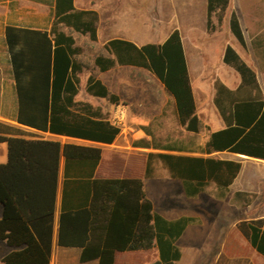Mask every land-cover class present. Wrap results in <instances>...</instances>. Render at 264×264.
I'll return each instance as SVG.
<instances>
[{
    "label": "trees",
    "instance_id": "16d2710c",
    "mask_svg": "<svg viewBox=\"0 0 264 264\" xmlns=\"http://www.w3.org/2000/svg\"><path fill=\"white\" fill-rule=\"evenodd\" d=\"M229 2L207 0L208 28L214 26L213 17L222 21ZM53 6L49 31L6 27L18 98L16 120L55 134L112 143L120 126L100 107L76 99L78 73L82 70L76 56L81 49L75 36L61 28L87 34L96 41L98 12L77 8L74 0H54ZM229 25L238 42L245 46L244 30L234 11ZM103 48L109 55L94 57V65L100 71L116 65L147 69L173 97L179 124L189 131L202 129L179 29L172 30L161 43L137 45L114 37ZM223 61L240 74L241 83L230 89L215 81L214 101L225 127L210 134L204 150H227L264 159V94L256 72L230 44L225 47ZM86 91L112 103L119 100L94 74L86 80ZM0 142H7L8 146V159L0 163V204L4 207L0 239L21 246L8 253L2 264H49L62 156L65 165L60 245L80 246V260L97 259L98 264H175L181 257L176 241L197 218L183 215L169 220L156 212L144 190L138 166H125L122 177L102 178L95 174L103 157L100 146L1 134ZM153 156L161 159L172 177L183 180L189 196L197 195L211 181L221 188L219 196L225 195L223 188L241 168V162L232 159L159 152L148 155L146 174L152 171ZM117 163L119 167L120 162ZM263 223V219L250 221L247 237L264 255Z\"/></svg>",
    "mask_w": 264,
    "mask_h": 264
},
{
    "label": "rangeland",
    "instance_id": "374dc122",
    "mask_svg": "<svg viewBox=\"0 0 264 264\" xmlns=\"http://www.w3.org/2000/svg\"><path fill=\"white\" fill-rule=\"evenodd\" d=\"M207 0H76L81 9H94L98 12V39L92 41L87 34L72 31L61 26L76 38L80 52L76 59L82 64L79 92L76 99L89 101L101 108L109 118H113L115 103L106 98L89 94L85 89V81L90 74L102 76L110 89L120 90L123 97L122 104L126 107H148L153 120L146 131L151 133L152 153H159V149L175 146L190 150L195 147L200 136L186 130L176 123L171 107L173 102L161 86L159 80L147 69L136 66L116 65L107 71H100L94 65V57L98 54L109 55L103 48V43L117 36H129L139 44L146 42H161L174 26L178 27L186 47L188 61L191 66V81L195 89L197 72H210L211 62L221 63L225 47L232 45L239 54L252 63L256 57L258 66L264 65V0H230L221 22L213 17V28L206 25ZM54 0H0V27L5 23L34 25L48 24L53 21ZM235 12L244 30L246 45L242 46L229 25V18ZM151 21V26L145 22ZM145 23V24H144ZM200 60L203 63H200ZM4 61L2 42H0V63ZM232 69L222 70L221 73L229 81ZM119 73L129 75V85L118 82ZM119 98V96H118ZM162 111V112H161ZM167 114L169 121L159 120L160 116ZM264 171V166H259ZM152 171L158 181L163 177L164 167L157 156L152 157ZM152 195L156 210L178 207L179 211L193 217L212 218L223 216V210L218 205L224 204L226 209L233 213L235 208L231 205L239 201L240 197L228 196L222 201L218 191L207 185L198 195L189 196L183 188L176 189L168 186L167 190L152 186ZM250 197L243 196V199ZM238 210V209H237ZM180 248L185 256L179 264H195V221L180 241ZM212 256L203 257L201 264H209Z\"/></svg>",
    "mask_w": 264,
    "mask_h": 264
},
{
    "label": "crops",
    "instance_id": "0c3cea01",
    "mask_svg": "<svg viewBox=\"0 0 264 264\" xmlns=\"http://www.w3.org/2000/svg\"><path fill=\"white\" fill-rule=\"evenodd\" d=\"M74 4L77 7L76 0H74ZM145 23L149 26H151L152 24L151 21ZM8 25L28 27L32 29H39L41 31H49L51 28V23L34 25L5 23L3 27H0V42H2L4 54V61L3 63H0V134L9 137H22L26 139H51L59 140L62 143L73 142L78 144L100 146L103 150V157L95 171L97 177H122V172L125 170V166L129 164L132 166H138L141 171V177L144 183V190L148 198L153 202L155 211L169 220H173L179 218L180 216L187 215L184 214L182 211H179L178 207L172 209H168L166 207L163 210H156V205L152 195L153 184L156 187H160L161 190H167L168 186H174L176 189L183 188V190L185 191L184 182L180 178L172 177L169 169L165 166V164L161 161L160 158V163L164 167L163 177H161V179L158 181H153V179L156 178L153 174V171H151L149 174L145 173L147 157L150 153L153 152L151 145V133L146 131V129L151 124L153 116L149 114L148 107L124 106L122 104L123 97L121 95L120 90H111L106 80L102 76L98 75L96 77L102 80V82L105 83L113 93L119 96L118 102L115 103L117 107H113V118H110V120L119 125L121 130L112 143H99L87 139L55 134L49 131L39 130L37 128L19 123L16 120L18 114V98L16 91V81L13 75L12 64L7 45L6 27ZM176 28L179 29L178 27L174 26L172 30ZM117 37L125 38L135 42L133 38L129 36ZM135 43L137 45L144 44H139L137 42ZM183 46L190 75L191 66L188 61L184 41ZM242 58L256 72L259 87L262 93L264 94V65L262 67L258 66L260 62L257 57L252 60V63L244 57ZM200 63L202 64L203 61L200 60ZM211 63L213 64V67L210 72L201 71V69H199V71L197 72L198 82L197 84H195V89L191 81L196 105V113L203 124V127L200 131L191 132L200 136L199 141L195 144V147L190 150L175 146H168L160 148L159 152L204 157L211 156L220 159H232L241 162V168L236 177L227 187L223 188L225 195L218 196L219 199H216L218 201H222V198L225 199L228 196L240 197L239 201H235V203L231 205L233 208L236 209L233 211V213H235V216L231 215V213L226 209V206L222 204V202L220 205H218V208L223 210V216L205 218L198 217L195 215V217L197 218V220L195 221V264H201L203 262V257L205 256L213 257V259L209 261V264H264V255L252 246L247 237V233L250 232V221L257 219L264 220V171H260L259 168V166H264V159L249 157L244 154H238L227 150L213 151L211 153H207L204 150L210 134L213 131L225 127L224 120L221 114L219 113V110L217 109V106L214 101L216 96L215 81H221L230 89H236L241 83L240 74L223 61V56L219 65L217 62ZM118 66L123 67L129 65ZM227 68L233 70L230 75L235 81L227 80L225 76H227L228 74L223 76V74L221 73L222 70L227 71ZM117 80L118 82H122L127 85L131 83L130 76L122 73L118 74ZM161 86L173 102V107H171L172 115L176 123L179 124L175 112L174 99L165 90L162 83ZM159 120L169 121L170 119L167 114H163L162 116H160ZM117 155H120L121 157L116 158ZM7 159V142H0V163H5ZM117 161L120 162L119 167H117ZM64 165L65 159L64 156H62L59 168L58 194L53 219V228L51 235V257L49 264H98L97 259L82 262L80 260V246H64L59 244V223L60 213L62 210V186L64 181ZM207 185L212 186V188L218 191V193L221 189L213 181L209 182ZM237 193L239 194L237 195ZM243 196L250 198L243 199ZM3 212L4 207L2 204H0V218H2ZM191 225H193V222L187 225L181 236L177 239L176 244L179 246V248V241L184 238L187 229ZM261 228H264V223L263 225H261ZM19 248H21V246H12L5 239H0V264L3 263V258L8 253ZM180 249L182 254L181 257L176 260L175 264L181 263L185 256L184 250L182 248Z\"/></svg>",
    "mask_w": 264,
    "mask_h": 264
}]
</instances>
